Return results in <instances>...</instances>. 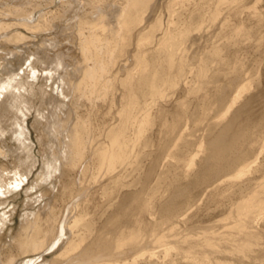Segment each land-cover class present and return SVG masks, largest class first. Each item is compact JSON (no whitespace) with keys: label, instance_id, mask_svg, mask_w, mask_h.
Here are the masks:
<instances>
[{"label":"bare ground","instance_id":"1","mask_svg":"<svg viewBox=\"0 0 264 264\" xmlns=\"http://www.w3.org/2000/svg\"><path fill=\"white\" fill-rule=\"evenodd\" d=\"M164 1L42 0L41 2L46 4L35 6L30 12L20 6L9 8V14H17L10 16L15 19L13 22L0 24V35L6 34V41L12 44L23 42L25 34L20 30L21 28L31 33L38 28L47 30L51 26L55 27L56 21H63L70 16L69 23L61 28L59 35L71 38L70 43L78 46L80 56L72 57L65 54L60 49L62 43L57 38L49 42L48 46H41L42 50L52 48L54 51L52 56L34 52L26 54L25 50L10 51V55L15 60L8 61L4 76H0V106L4 105V111L0 112V137H5L9 133L15 144L13 148L7 150L0 148V154L7 157L12 152L20 153L18 157L20 167L12 175L6 170L10 179L9 183L2 182L0 178V197L21 187L23 178H27L32 172L34 161L31 155V135L27 129V116L35 104L34 97L39 95L35 89V83L43 80L46 83L40 85L41 105L38 110L40 116L37 117H40V124L44 128L41 142L44 145L46 143V146L51 149V154L50 156L45 154L46 158L39 175H41L42 182L51 185L57 192L59 188L55 181L58 179L59 185L62 186L60 199L64 203V208L59 215L54 210V203L50 206L49 213L38 209V212H33L31 219L30 212L26 213L20 240L16 247L17 252L11 253L4 260L0 259V264H45L44 254L48 251L55 256L49 262L50 264H173V259L175 260L178 255L186 259L183 263L177 259L178 264H224L221 258L225 254L228 256L227 259L240 264H264V242L258 241L264 235V143L257 151V157L251 161L253 151L251 150L252 140L248 131L249 127L246 123H239L240 108L236 109L243 96L244 84V87L239 86L237 89L235 87V94L229 98L224 89L220 91L223 92L222 94L219 93L220 95L215 97L214 100L223 106L224 110L219 116L217 115V118L214 116L215 128L209 129L206 144L203 146L200 144L198 153L196 152L188 163L189 167L195 165L197 169L189 173L190 169L186 167L189 173L188 175L183 173L186 175L183 176L187 179H184L186 182L177 179L178 177L169 182L163 176V172L158 173L159 166L162 167L164 164L163 167H167L165 163L171 156V154H166L169 140L161 143L154 153L147 150L152 144V139L151 134L145 137L144 133L145 128L148 126L150 128V125H153L152 122L154 123L153 107L163 96L166 84L172 83L174 78L180 80L186 74L189 60L194 58L189 57L191 53L187 52L186 43L196 45L210 37L208 36L210 30L207 31L206 26L200 23L204 12L200 14L198 10L194 12L195 10L185 9L177 13L172 8V0L170 4L166 2L164 4ZM187 1L185 2L188 4ZM238 1L241 3V0ZM179 2L181 4L183 1ZM220 2L225 3V0H215L214 6L212 5L213 10L207 16L208 24L212 21V24L216 26L215 22L219 20L216 17L221 15ZM233 3L230 5L232 8L239 2L236 5ZM180 6L183 7L182 4ZM45 7L54 9L46 10L36 19V12ZM163 7L167 8V11L163 10V12ZM225 16L222 20L227 17ZM214 26L213 28H216ZM15 29L16 32H13ZM218 36L215 35L214 38ZM208 42L204 45L206 46ZM68 56L74 59V62H68ZM18 59H22V65L16 67L15 61ZM37 64L42 65L40 69ZM113 80H116L117 84L114 83L116 85L111 87ZM46 87H49V90H46ZM210 88L213 89L212 86ZM88 91L94 94L99 92L102 101L109 98L107 104L114 105L118 109L115 123L103 128L101 137L96 136L95 129L85 123L77 111L79 101L87 99ZM204 96L209 98V95ZM7 114H13L14 118L10 130L3 125ZM208 114L210 115V112ZM156 115L161 120L165 114L159 110ZM257 127L264 128V112L257 122ZM169 129L175 137H179L184 131L180 134L181 127L177 120ZM184 129L186 131V128ZM199 151L204 156L195 162L194 157L199 156ZM92 155L97 161V171L101 177L114 173L117 169L120 170V167L126 165L130 159L128 163H130L131 171L127 174L132 180L139 178V187L134 190L129 187L128 191L122 193L121 178L116 177L108 185L111 191H106L109 201L117 198L112 209L104 212L105 214L103 213L98 220L92 221L87 220L88 217H86L91 210L88 202L87 205L80 201L72 202L66 210L67 215L63 223L60 224L66 198L70 197V201L75 198L73 195L76 190L77 172ZM260 155L262 159L257 162L256 159H259ZM145 160L148 162L144 165ZM94 162L92 164H95ZM87 164L83 165L80 171L84 179L89 171ZM158 174L157 182L165 183L167 194L160 195L162 196L158 197L160 200L152 203L155 191L151 182ZM84 179H81V182ZM85 186L78 191L87 193L89 188ZM226 187L232 190L231 194L235 197L227 209V215L232 218L228 216L230 218L228 221L233 222L232 226L225 224V227H220L223 231L219 229L218 231L215 224L220 222V218L216 220V223L214 222L215 224L212 222L206 227L203 225L204 227L200 229H203L204 233L201 232L202 236L199 238H182L177 230H175L176 234H171L173 229L170 227V222L172 224L176 218L184 219L186 212L197 200L204 198L205 203L215 204L225 195ZM40 193L41 195L37 196L40 200L49 196L41 191ZM79 195L81 194L76 196ZM53 197L54 202L56 195ZM28 205L31 206V203ZM155 213L160 215L161 220L157 222L158 234L139 236V231L148 230L152 225V222L150 220L147 222L146 218L150 219ZM173 217L175 219H172ZM224 217L226 219V216ZM71 218L73 219L69 221ZM7 219L6 212H3L0 216V230L6 224ZM221 222L224 223V219ZM224 228L227 230L225 231ZM68 232L72 234L70 238ZM205 232H209L210 236ZM174 252L176 256L173 255ZM212 257L213 259L210 260ZM39 258L41 261L37 263ZM208 261L211 262L208 263Z\"/></svg>","mask_w":264,"mask_h":264},{"label":"rangeland","instance_id":"2","mask_svg":"<svg viewBox=\"0 0 264 264\" xmlns=\"http://www.w3.org/2000/svg\"><path fill=\"white\" fill-rule=\"evenodd\" d=\"M41 1L42 0H28V1L26 0V2H27L26 3L25 0H0V24L2 22H13L15 20L14 18H12L10 16L16 15L17 13H15V14L13 13V15L9 14V12H8L9 8L12 9L14 6L15 7L20 6L21 8L30 12L33 10V7H35V6L39 7V4L40 5L46 4L45 2H41ZM179 1H183L181 3L183 7L180 6L181 4ZM185 1H187V0H172V2H171L172 8L177 13H179L180 10L182 12L185 9H189V11L195 10L194 12H197V10H198L200 14H203V12H204L203 17H202L203 19L201 18L200 23H201V25L203 24L202 26H206L207 31H208V29L210 30V31H208V33H209L208 36H210L209 37L210 39L208 37H207V39L211 40L212 42L205 39L196 45H189V44L187 45V43H186L185 47L187 48V52L191 53V54H189V57L190 58L194 57L193 58L194 60L193 59L189 60L188 65H187L189 67V69H188V67H186L187 68L186 74L180 80L179 79L177 80L174 78V80L171 81L172 83H168V85L166 84V86L164 87V91L162 90L163 96L158 99L159 102L157 101L156 105L154 106L155 108L153 107V109H152V114L155 117V118L153 117L154 123L152 122L153 125H150V128H149V126H148V128L147 127L145 128L146 129V131H145L146 134L144 133L145 137L148 136L149 134H151V139H152V144L147 149L148 152L154 153L161 143H164L167 140H169V145H168L169 147L166 148V151H167L166 154L167 155L171 154V156L168 157V162L165 163V165L167 164V167L164 168L163 167L164 164H162V167L159 166L160 169L158 171V173L163 172V176L169 182L171 180H173L174 178H177V177H178L177 179L187 180L184 177L186 175H188L190 172H193L197 169V167L195 165H192V167H189L188 163H190L191 158L196 154V152L198 153L200 144H202V146H203V144H206L207 139L209 137V135H208L209 129L215 128V125H214L215 120H216L215 118H217V115L219 116L222 113V110H224V107L220 106L214 100L217 95H220L219 94V93H221L220 91L225 90L228 93L227 95L229 98V96L231 97L235 94V92H234V91H236L235 87L237 89V87H239V86H241V87L245 86V88H242V90H243L242 95L243 96L241 97V100L237 104L236 109L238 107L240 108L239 109V123H241V122L246 123L247 127H249L248 131L251 135L250 139L252 140L251 150L253 151V153L251 154L252 156L250 155L251 161L257 157L256 156L257 151L262 147V145L264 143V128L260 129L257 127V122H259V119L264 112V0H241V3L238 0H235V1H232V0L226 1L225 0V3L220 2L219 4L221 7L219 6V11H220L221 15L219 14L220 16L216 17V19L218 18L219 19V20L217 19L218 22L221 20L220 23L221 22L222 23L220 25V23L215 22L216 21V19H215L214 22L216 23V26L213 25L214 23L212 24V21L210 24H208L209 22L207 20L208 14L210 13L211 10H213L215 0H207V1L206 0H188L187 1L188 4ZM199 1H200V3H199ZM231 1H232V3L233 2H236V3L239 2L238 3L239 5L238 4L236 5V3H233V5L235 4L237 6V8H236V6H233V8H232V6L230 7V5L232 4ZM165 2L170 4V0H165L164 4H165ZM174 2L177 3V5ZM56 3H57V1H56ZM229 3H231V4H229ZM240 4H241V6H240ZM173 5H176L177 8H176V6L173 7ZM56 6H58V5H56ZM189 6H191V7L189 8ZM205 6H208V7H205ZM209 7H211V8H209ZM229 7H230V9H228ZM201 8L204 9V11ZM49 9L53 10L54 8L53 7H45L44 9L36 12V15H35L36 19L38 18V16L41 13L46 12V10L48 11ZM163 10L167 11V8L163 7L162 11ZM207 10H209V11L207 12ZM224 10H225V12H224ZM222 14H224V15H222ZM225 14L227 17L225 16ZM236 14H237V16H236ZM204 16H206V17L204 18ZM224 16L226 18H224V20H222ZM69 17H67L63 21H56L55 27L52 28V26H51L50 27L51 29L49 28L47 30H40V28H38L37 30H34L31 33V31L28 32L27 30L21 28L20 30L25 34V39L22 40L23 42H21V41L17 42V44H12L11 42L6 41L5 40L6 34L0 35V76H4V71H5V69H7L8 61L13 59L12 56L10 55V51L22 52L25 50L26 54H30V53L34 52V53H39V54L45 53V54H49L52 56L54 54V51L52 48L42 50L41 46L42 45L48 46L49 42L54 41L53 39H57V38L60 39V42L62 43V46H60V49L65 54H67V55L69 54L72 57L80 56V50L78 49V46H76V45L73 46L70 43L71 38H69L67 36H63L62 34L59 35L61 28H63L64 26L67 25V23H69V20H68ZM224 22H225V24H224ZM217 25H218V30H217ZM213 26L216 28H213ZM220 27H221V31H220ZM224 29H226V30L223 31ZM13 32H16V29L13 30ZM217 32H218V34H217ZM215 35L216 36L219 35V36L214 38ZM211 37H213V39ZM242 39H244V40H242ZM206 42H208V44L205 46L204 43H206ZM234 43L237 45H235ZM215 45L217 46V48ZM182 47H184V46H182ZM218 47H220V48H218ZM228 55H229V57H228ZM21 57H23V56L21 55ZM6 59H8V60L6 61ZM14 60H15V58L13 59V61ZM21 60L22 59H20V60L18 59L15 61L16 67L22 65ZM213 60H215V61H213ZM221 60H223V61H221ZM67 61L68 62H74V59H72L68 56ZM37 66L40 69L42 65L37 64ZM192 70H194V71H192ZM199 70H200V72H199ZM234 72H236V73H234ZM232 74H234V75L231 76ZM202 75H203V77H202ZM226 76H227V78H226ZM204 77H206V78H204ZM223 77H225V78H223ZM211 79H213V80H211ZM215 80H217V81H215ZM113 81L114 82H112L111 87H113V85L117 84L116 80H113ZM204 81L206 82V84H204L205 83ZM212 81L215 82L214 83L215 85L213 84ZM200 82L201 83L203 82V83L201 84ZM208 82L212 83L213 85L212 84L209 85L210 83L207 84ZM216 82H217V84H216ZM36 83H35V89L39 95H36L34 97V103L35 104H33V108L31 110V112L29 113V115L27 116V127H28L27 129L29 130L30 135H31V145H32L31 155H32V158L34 161L33 167H32V172H31V174L28 175L27 178H23V183H22L21 187L14 189L11 193H8V194L0 197L1 198L0 199V216L3 214V212H6V214L8 216L6 224L0 230V259H3V260L5 258H7V256H9L11 253L14 254L17 252L16 247H17V243L20 240V236H21L22 228H23V223H24V220L26 218L25 217L26 213L30 212V219H31V218H33V212L34 211L38 212V209H40V211L41 210L44 211L45 213H49L50 206L52 205V203H54V205H55L54 210H55V212H57L58 215L60 214L61 210L64 208L63 207L64 203L60 199V196L62 194V186L59 185L58 179H56V181H55L56 185L59 188V190L57 192L56 189L52 188L51 185L46 184V182H42L41 181V175H39L40 171L42 170V166H43L42 163H43L44 159L46 158L47 154H49V156H50L51 149H49L46 146V143L44 145V143L41 142L42 141V135L44 134V130H43L44 128L40 124V120H41V119L39 120L40 117H37V116H40L39 111H38L40 108V105H41V103H40L41 99H39L40 98V85H44L46 82L43 80H39ZM114 83H116V84H114ZM230 84H231V86H230ZM243 84H244V86H243ZM211 86L213 87V89L210 88ZM221 86H222V88H221ZM228 88H230V89H228ZM208 89L210 90V92ZM46 90H49V87H46ZM204 90H205V92H204ZM211 90H213V91H211ZM230 90H232V91H230ZM217 92H218V94H216ZM98 93L99 92H97V94H94V93H90L88 91L87 92V99H83V100L81 99L77 105L79 107H78V109L77 108L76 109H77V111H79V114L82 116L85 123H87L89 126H91L95 129L96 136L101 137L102 136L101 134L103 133L104 129L108 125H112L115 123V117H117V114H118L117 110L118 109H116L117 107H115L114 105H111L112 106L111 107L109 104H107L109 98H107L106 101H102L103 99H101L100 94H98ZM204 95H209V98H208V96H204ZM108 96H111V95L108 94ZM203 97H205V99L207 97L208 98V99H206L207 101H205V99ZM211 97H213V98H211ZM210 98H211V100H210ZM202 102H204L203 104H205V102H206V104L204 105L205 107L203 106ZM179 103H181V104H179ZM190 108H191V110H190ZM186 109H188V110L186 111ZM159 110H162L165 114L163 119H161V120L156 115ZM215 110H217L218 112ZM1 111H4V105L0 106V112ZM44 112H46V111H44ZM209 112H210V115L208 114ZM203 114H205V115H203ZM7 115L8 116L4 119L3 125L6 127L7 130L8 129L10 130L12 127V123L14 121V118H13V114H7ZM166 116H168V117H166ZM214 116H215V118H214ZM113 117H114V119H113ZM176 117H178V118L180 117V118L178 119ZM168 118H169V121H168ZM181 119H183V120H181ZM176 120L178 121L179 126L181 127L180 134L184 130L182 132L183 134L179 135V137L178 136L175 137V134H173V133L171 134V132L169 131L170 130L169 127H171L172 124ZM164 121H165V124H164ZM42 122H43V120H42ZM185 122H186V124H185ZM43 124H45V123L43 122ZM206 127H207V129H206ZM184 128H186V131ZM149 131H151V132H149ZM168 134H169V136H168ZM170 134H171V136H170ZM170 137H172V139ZM165 138H166V140H165ZM159 139H160V141H158ZM162 139H163V141H162ZM170 139H171L172 143H171ZM178 140H179V143H178ZM13 146H15V144L12 142V140L9 136V133H7L5 135V137H0V148H2L3 150H7L8 148H13ZM88 149H89V147H88ZM200 153H202V152L199 151V156L194 157L193 161L198 162L200 160V158H202L204 156ZM19 155H20V153L12 152L10 155H7V157L6 156L3 157L0 154V178H1V180H3L2 182L9 183V181H10V179L8 178L9 175H8L7 171L9 172L10 175H12L14 173V171L20 167V162L18 160ZM258 158L259 159H256L257 162L262 159V156L260 155ZM87 162H88V164H87ZM93 162L95 164H92ZM128 162H130V159H128ZM128 162L126 163V165L124 164L125 166L123 165L122 167H120V170L117 169L116 172L111 173V174H107L106 176L101 177L100 176L101 174L97 171L98 165H97V161L94 159V155L90 156V158H87V160L84 162L83 165L87 164V166H89V171H88V173H86V177L84 179L81 177V172H80L83 168L82 167L83 165L78 170L77 176H76L77 178L75 179L76 190H75L74 195H73V197L75 196V198L71 201H70V199H71L70 197L66 198L65 210H64L62 220L60 221V224L63 223V219L67 215L66 210L68 207H70L72 202L78 203L80 201V202L85 203V205H87L89 203L88 205L91 206V210H90V213L86 216V217H88V219L87 218L86 219L92 220V221L98 220V218L101 215H103L104 212L108 211L109 209H112L113 205L117 201V198H113L112 201H109V199L106 195V191L107 192L111 191V189H108V185L110 184L111 180L116 178V177L121 178L120 181H121L122 185L120 186V188H121L122 193L128 191L130 188H131V190H134L137 187H139V178L136 177L135 180H132L131 177H128L129 171H131V166H130V163H128ZM147 162L148 161L145 160L144 165L147 164ZM186 167H188V170L189 169L191 170V171L189 170V173L187 172ZM193 167L195 169H193ZM185 169H186V171H185ZM166 172L168 174H166ZM170 173H172V174H170ZM183 173L186 175H183ZM158 176H159V174L156 175L154 177L153 181L151 182V186L154 187V191H155L154 200L153 201L151 200L152 203H154L155 201L156 202L159 201L160 199L158 197L161 198L163 195L167 194L165 192V183L162 184L161 182H159V183L157 182ZM103 178H104V180H103ZM81 179H84L83 182H81ZM126 179H128V181H125ZM95 180H96V182H95ZM185 180H184V182H186ZM24 181H26V182H24ZM102 181H104V182H102ZM86 184H88V185H86ZM124 185L125 186L127 185V186L125 187ZM83 186L89 188V189H87L88 192L85 193L87 195H85L83 193L84 191L83 192L78 191V190L82 189ZM225 189H226L225 193H224L225 195H223V197H221L215 204L214 203H210V204L205 203L204 198H203L202 200H199L200 203L197 200L193 205H191L189 211L186 212L187 215L185 216L184 219H179L180 220L179 221L177 218L175 219V217H173L172 219H175V220L172 221V224L170 222V227L173 229L172 232H174V233L171 232V234H176L175 230H177V233H179V236L182 238H186V237L187 238H191V237L199 238L202 236V235H200L201 232L204 233L203 229H200L201 227H204V226L206 227V225L208 223H212V222L216 223V220L217 219L220 220V218H221V220L219 223L218 222L216 224L214 223L217 226V228L215 227L217 230L219 229V230L223 231V229H221V228L225 227V224H227L228 226H230V225L232 226L233 222L231 220H230L231 222L228 221L231 218V216L227 215V213H228L227 209L230 206L231 200L235 199V197L231 194V191H232L231 189H227V187ZM40 191L43 193L49 194V196H45L44 197L45 200L44 199L40 200L37 197V196L41 195ZM227 191H228V193H227ZM75 194L76 195L81 194V195H79L77 197ZM54 195H56V199L53 202V200H54L53 196ZM104 195H106V196H104ZM160 195H162V196H160ZM32 198H33V200H32ZM35 199H36V202H38V200H39V202L37 203L38 205L36 204V202H34ZM85 199H87V200H85ZM50 201H52V202H50ZM30 203H31V206L28 205ZM217 203H218V205H217ZM224 203H226V204H224ZM215 205H217V206H215ZM223 207H225V208H223ZM106 208H108V209H106ZM1 212H2V214H1ZM224 216H226V219ZM153 217H154V219H153ZM222 217H224V218H222ZM72 219L73 218H71L69 221H71ZM223 219L227 223H225V222L222 223L221 221H223ZM146 220H147V222H149V220H150L152 222V225L150 226V228L148 230H143L142 232L139 231V236L143 237L145 234L151 235L152 233H154V235H157L159 232V231H157V229H158L157 228V222L160 220V215L158 213L157 214L155 213L152 217H150V219H149V217H147ZM222 224L224 226H222ZM228 226H226V227H228ZM224 229H225V231L227 230V228H224ZM208 233L209 232H207L206 234L209 235ZM197 234H198V237H197ZM71 235H72L71 232H68L69 238L71 237ZM173 238H175V237H173ZM176 238H177V236H176ZM258 241L263 243L264 242V235L261 236L258 239ZM64 245L62 247H64ZM48 252H46L44 254L45 261H46L45 264H50L49 262L51 260H53L55 257L54 255H52L49 252L51 254L50 255ZM174 254H175V252L173 253V255ZM176 255L177 254H175L174 256H176ZM180 256L178 255V257H180ZM178 257L175 260L173 259V261H174L173 264H178L177 263V262H179L178 260H180V262L183 263V260H184L182 258L183 256H181L180 258H178ZM227 258H228V256L226 254L222 255L221 261L225 262L224 264H240L239 262H236V261H233V260L227 259ZM212 259H213V257L210 260H212ZM40 261H41V259L39 258L37 263H40ZM210 262L208 261V263H210ZM62 264H64V263H62Z\"/></svg>","mask_w":264,"mask_h":264}]
</instances>
